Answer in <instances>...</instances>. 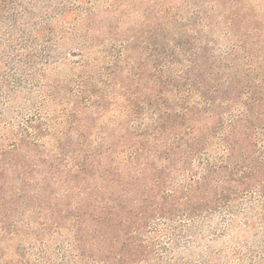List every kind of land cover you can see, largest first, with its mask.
<instances>
[{"label": "trees", "instance_id": "trees-1", "mask_svg": "<svg viewBox=\"0 0 264 264\" xmlns=\"http://www.w3.org/2000/svg\"><path fill=\"white\" fill-rule=\"evenodd\" d=\"M140 2L0 0V264H264V0Z\"/></svg>", "mask_w": 264, "mask_h": 264}, {"label": "rangeland", "instance_id": "rangeland-1", "mask_svg": "<svg viewBox=\"0 0 264 264\" xmlns=\"http://www.w3.org/2000/svg\"><path fill=\"white\" fill-rule=\"evenodd\" d=\"M132 1V5H131V9L133 8V6H137V5H141V2H140V0H138V1H136L135 3L133 2V0H131ZM142 6V5H141ZM129 12L130 11H132V10H128Z\"/></svg>", "mask_w": 264, "mask_h": 264}]
</instances>
